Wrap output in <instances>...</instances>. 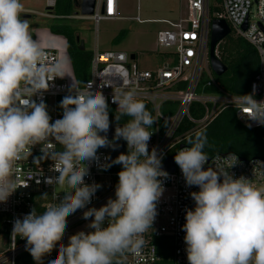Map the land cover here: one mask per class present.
I'll list each match as a JSON object with an SVG mask.
<instances>
[{"label": "clouds", "instance_id": "1", "mask_svg": "<svg viewBox=\"0 0 264 264\" xmlns=\"http://www.w3.org/2000/svg\"><path fill=\"white\" fill-rule=\"evenodd\" d=\"M23 11L21 0H0V202L27 186L14 178L16 165L42 144V158L51 159L58 173L46 183L64 195L42 213L34 208L22 219L16 218L12 239L26 240V251L43 264V257L62 241L67 218L85 209L101 187L87 184L85 177L89 163L98 160V150L108 143L110 116L106 97L93 91L90 82L61 100L63 115L55 121L42 100H32L48 89L49 81L64 74L59 64L44 62L45 52L32 38L28 19L21 17ZM112 102L119 110L117 120L131 117L115 129L128 146L127 154L121 153L112 162L122 166L115 199L84 211L92 231L70 236L48 264H121L118 257L125 253L140 254L146 243L144 234L152 229L158 214L163 179L169 174L162 169L157 150L149 151L153 134L149 128L156 121L134 89L115 90ZM231 103L249 120L264 124V100L255 99V86L252 93L236 94ZM52 140L62 150L46 151ZM186 141L191 146L176 152L174 160L186 184L199 188L190 194L195 207L186 209L182 226L188 264H264V171L253 169L259 176L256 184L243 176L234 178L229 169L238 163L235 153L210 158L204 151L208 138L203 130ZM47 197V193L42 196Z\"/></svg>", "mask_w": 264, "mask_h": 264}, {"label": "built area", "instance_id": "2", "mask_svg": "<svg viewBox=\"0 0 264 264\" xmlns=\"http://www.w3.org/2000/svg\"><path fill=\"white\" fill-rule=\"evenodd\" d=\"M45 1L48 12L43 16L59 17L53 12L57 0ZM33 14L34 11L24 8L21 15L31 17ZM66 17L92 19L96 23L103 19L127 18L120 15L118 0H97L93 15L81 13ZM133 18L143 21L139 15ZM215 18L225 19L230 26V34L245 39L256 49L259 69L251 82L249 93L253 92L255 86V99L264 100V0H187L185 16L176 21H167L168 27L157 33L156 52L160 58L156 64L141 66L137 54L132 58L133 53L126 50H101L97 43L91 60L90 75L83 86L78 85L75 75L74 83L69 82L65 76L55 77L48 82V89L38 92L32 100L37 103L42 100L47 105L52 121H55L63 115L61 100L67 95H74L75 90L83 89L89 82L92 90L102 92L108 104L113 105L117 112V105L112 102L115 90L134 89L137 99L146 105L156 121L149 128L153 134L148 146L150 152L153 148L157 150L163 166L168 157L175 156L181 148L190 147L185 143V139L192 131L212 122L224 109L235 108L231 100L236 94L222 88L210 66L211 23ZM40 48L45 52L46 64H59L62 70V54L67 55L71 64L67 49L47 46ZM216 54L218 55V47ZM204 76L207 79L203 83V90L199 91ZM208 87L214 88L215 92L207 94L205 90ZM194 103H199L204 109V116L200 119L191 116V106ZM236 117L249 128L264 125L249 120L237 109ZM186 120L195 125L182 132V125ZM51 142V146H45L46 151L62 150L54 140ZM42 148V144L35 145L32 154L16 165L14 178L21 185L27 186L19 187L7 202H0V243L4 244L0 249V264H37L33 257L30 261L24 259L25 255L29 254L26 251V240L20 237H16L15 241L12 239L14 220L22 219L34 208L38 214L42 213L49 204L59 203L63 198V190L46 183L48 178H54L58 173L53 171L51 159L42 158ZM229 153L234 152L218 155L224 157ZM235 154L238 156V163L229 169L230 174L234 178L243 176L251 179L254 184L260 182L259 176L253 174V169L257 172L264 171V164L259 163H264V158H243ZM97 155L98 160L88 165L89 175L85 177V182L100 184L101 187L85 209L78 210L67 218V229L62 241L50 254L43 257V264H48L56 258L60 244L67 245L70 236L79 231H92L88 227L90 220L83 218L84 211L93 207L98 209L106 204L109 198L115 199L118 172L121 170H113L112 166L105 170L104 166L110 165L107 151L99 149ZM215 156L217 155L210 158ZM209 164H206L205 168ZM167 173L168 178L163 179L164 192L157 203L158 214L152 229L144 234L146 243L142 251L139 255L125 253L124 256L118 257L121 264H188L182 226L186 222V209L195 207L190 194L199 191V188L186 184L177 164L174 172ZM45 193L48 195L47 199L42 198Z\"/></svg>", "mask_w": 264, "mask_h": 264}, {"label": "trees", "instance_id": "3", "mask_svg": "<svg viewBox=\"0 0 264 264\" xmlns=\"http://www.w3.org/2000/svg\"><path fill=\"white\" fill-rule=\"evenodd\" d=\"M74 6L75 0H57L54 12L57 15L69 16L72 15ZM50 28L54 34L63 35L66 38L73 73L78 85L83 86L90 75L93 53L86 50L85 46H81L77 39L76 29L67 19L55 22ZM126 35V31H121L115 38L116 43L121 42ZM218 56L228 66L227 72L222 76L216 75L213 71L217 82L222 88L232 94L243 95L249 93L251 82L259 69V56L256 49L245 39L230 34L224 39L223 43L219 44ZM206 79L207 77L204 76L199 91L203 90L202 86ZM205 91L212 93L215 92V89L208 87ZM108 109L110 124H124L131 119L123 116L117 120L116 116L119 115V112L115 110V107L108 104ZM191 116L195 119L204 116V109L199 103H194L191 106ZM194 125L193 122L186 120L181 131H187ZM198 130H203L207 134L208 145L204 151L209 156L234 152L243 158H264V125L259 128H249L243 125L236 117L235 108L224 109L212 122L192 131L188 136H193ZM185 143L187 144L186 139ZM121 169L113 168V170ZM169 252L171 254V250ZM31 258L30 253L24 257L26 261H30Z\"/></svg>", "mask_w": 264, "mask_h": 264}, {"label": "rangeland", "instance_id": "4", "mask_svg": "<svg viewBox=\"0 0 264 264\" xmlns=\"http://www.w3.org/2000/svg\"><path fill=\"white\" fill-rule=\"evenodd\" d=\"M119 2L120 15L127 17L126 19H103L96 23L92 19L71 17L68 21L76 29L86 50L92 53L98 43L101 50L122 49L137 54L141 66L156 64L160 58L156 52L157 33L168 27L167 21H176L185 16L187 0H120ZM21 3L25 9L34 11V14L26 19L30 25L29 32L38 45L56 49L66 48L65 38L54 34L50 28L52 24L62 21L63 18L44 17L43 14L48 12L45 0H22ZM75 14H81L76 6L72 12V15ZM137 15L143 21L133 18ZM21 17L25 18L23 15ZM121 31H126L127 35L121 42L116 43L115 38ZM232 35L237 37L235 34ZM223 42L224 40L221 43ZM61 62L64 76L69 82L74 83V74L66 54L61 55ZM3 247L4 244L0 243V249Z\"/></svg>", "mask_w": 264, "mask_h": 264}, {"label": "water", "instance_id": "5", "mask_svg": "<svg viewBox=\"0 0 264 264\" xmlns=\"http://www.w3.org/2000/svg\"><path fill=\"white\" fill-rule=\"evenodd\" d=\"M97 0H75V6L80 9L83 15H93L95 13ZM102 12H105V7L103 6ZM30 15H24V17H29ZM246 28V25L244 26ZM231 33L229 24L225 19L215 18L211 23V40H210V66L216 75L222 76L227 70L228 66L219 58L216 54V49L218 45ZM83 45V44H82ZM132 58H135V53L132 54ZM117 126H123V124H110V128L106 133L107 145L101 150H105L109 154V164L112 167L122 168L119 164H113L112 162L121 153L127 154V143L122 138L116 136L115 129ZM102 135H105L102 133ZM176 163L174 156H170L164 162L162 169L166 172H174Z\"/></svg>", "mask_w": 264, "mask_h": 264}, {"label": "crops", "instance_id": "6", "mask_svg": "<svg viewBox=\"0 0 264 264\" xmlns=\"http://www.w3.org/2000/svg\"><path fill=\"white\" fill-rule=\"evenodd\" d=\"M120 0H118V9H120V2H119ZM30 17V16H29ZM29 17H25V18H29ZM60 18H65V19H67L68 20V17H66V16H59V17H56L55 19H60ZM72 18H74V17H72ZM70 23V22H69ZM59 35V34H58ZM63 36V35H62ZM64 37V36H63ZM65 38V37H64ZM77 39L79 40V42L81 43V46L83 47L85 44L83 43V41H81V39H80V36L78 35V37H77ZM65 40H66V38H65ZM49 44L48 45H50V42H48ZM83 44V45H82ZM66 45H67V40H66ZM65 49H67V46H66V48ZM68 50V49H67Z\"/></svg>", "mask_w": 264, "mask_h": 264}, {"label": "snow or ice", "instance_id": "7", "mask_svg": "<svg viewBox=\"0 0 264 264\" xmlns=\"http://www.w3.org/2000/svg\"><path fill=\"white\" fill-rule=\"evenodd\" d=\"M110 10H111V8H110Z\"/></svg>", "mask_w": 264, "mask_h": 264}]
</instances>
